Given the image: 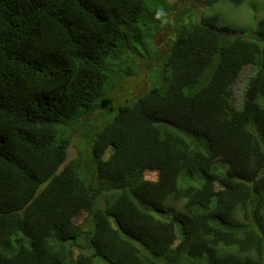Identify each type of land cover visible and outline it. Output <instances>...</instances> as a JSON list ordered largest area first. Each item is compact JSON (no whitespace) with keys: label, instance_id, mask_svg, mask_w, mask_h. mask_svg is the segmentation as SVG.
Returning <instances> with one entry per match:
<instances>
[{"label":"trees","instance_id":"16d2710c","mask_svg":"<svg viewBox=\"0 0 264 264\" xmlns=\"http://www.w3.org/2000/svg\"><path fill=\"white\" fill-rule=\"evenodd\" d=\"M175 2L0 0V264H264V17L177 29L113 105Z\"/></svg>","mask_w":264,"mask_h":264},{"label":"rangeland","instance_id":"374dc122","mask_svg":"<svg viewBox=\"0 0 264 264\" xmlns=\"http://www.w3.org/2000/svg\"><path fill=\"white\" fill-rule=\"evenodd\" d=\"M175 3L174 4L177 7L176 16L180 17L181 26L175 21L176 17H174V14L171 13L167 27L155 34L153 40L154 47L151 48V46H149L150 48H148V51L143 52L146 60L140 61V66L137 72L135 74L133 73L134 75L124 77L116 85V91L112 92L113 105L116 104L117 100L123 101L125 98L135 97L146 92L153 84H161L162 78H164V75L162 74L164 58L158 59L159 56L158 58L154 57L153 49L156 47H162L160 51H163L165 49L166 41L175 37L177 29L181 31L184 26L188 27L193 23L200 22L201 20H208L214 15H217L220 25L248 30L256 27L258 21L264 17V0H242L239 4H234L228 0H216L208 5L205 4V0H177ZM193 5L195 7H192ZM251 70L250 66L245 67L233 87L234 98L237 102L241 100V92H239V89L242 88L243 91L245 88L247 84V81L245 80L250 75ZM133 72H135V70ZM243 81H245V83L242 87L241 84ZM93 124L94 126L98 125V123ZM103 125H105V123ZM87 129L90 130L91 128L87 127ZM92 130L95 131L93 128ZM90 140L91 139H87V143H90ZM70 141L66 161L78 155L81 150L79 133L72 134ZM84 142L85 141L82 140V148L85 144ZM145 175L147 178L154 179L156 173L153 171H147ZM82 218L83 215H81L78 220H81ZM88 227H93L92 219H89ZM175 230L177 237L179 238L181 236V230L178 226H176Z\"/></svg>","mask_w":264,"mask_h":264},{"label":"clouds","instance_id":"9594fccd","mask_svg":"<svg viewBox=\"0 0 264 264\" xmlns=\"http://www.w3.org/2000/svg\"><path fill=\"white\" fill-rule=\"evenodd\" d=\"M248 67V66H247ZM244 69V68H243ZM242 72V71H241Z\"/></svg>","mask_w":264,"mask_h":264}]
</instances>
